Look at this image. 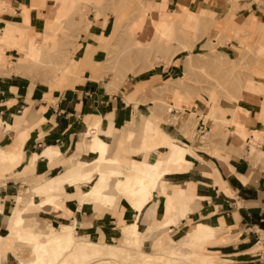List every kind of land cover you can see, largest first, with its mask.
<instances>
[{"label": "crops", "instance_id": "obj_1", "mask_svg": "<svg viewBox=\"0 0 264 264\" xmlns=\"http://www.w3.org/2000/svg\"><path fill=\"white\" fill-rule=\"evenodd\" d=\"M56 2L0 0V36L8 23L19 24V31L31 30L35 34L44 30L60 31L62 28H54L58 22L51 15ZM179 2H175L172 11L177 9ZM171 4L169 2L167 6L170 8ZM185 5L196 13L191 9L193 0H187ZM208 11L212 14V10ZM243 12L239 17L245 19L248 31L254 32L259 28V12L254 4ZM142 26L139 33H143V29L148 32L149 26ZM67 30L69 39L66 46H62V41L50 46L51 52L59 46L58 49L70 50L72 56L68 68L71 79L63 88L53 90L44 84H33L20 71L9 67L19 64L22 52L17 48L4 52L6 67L10 70L5 72L9 75L0 76V152L8 156L18 154L20 160L12 164L0 161V237L3 238L0 252L4 257H1V262L6 264L4 261L8 259L26 256L27 244L9 238L15 213L22 211L26 205H39L43 196H57L55 199L61 205L60 210L47 206L31 207L25 211L24 220L34 224V232H40L37 230L40 222L50 225L47 231L56 229L51 225L60 228L76 223L75 230L81 235L80 239L105 245L117 239L123 243L122 229L131 224L145 228L142 232L148 236L149 229H159L169 220L175 222L156 237L166 233L179 234L204 224L220 230L208 244H213L210 248L227 259V264H264V142L254 145L257 154L251 156V148L244 154L241 149L233 147L231 137L226 142L214 139L204 143L196 140L191 132L184 134L181 127H173L170 132L166 129V132L159 125L156 115L150 116L152 102L143 104L140 99L148 93L149 87L159 82L181 79L185 73L181 60L174 58L169 66L160 65L158 70L153 69L130 78L125 84L117 82L115 85L116 82L112 83L104 72L107 60L104 49L106 41L114 34L115 23L110 19L94 17L87 33H75L72 27ZM74 37L78 38L76 42L72 40ZM19 40L15 38V45L23 46L18 43ZM36 50L42 52L41 48ZM111 83L115 87L113 90ZM237 109L243 131L264 132V97H248ZM149 117L155 119L166 138L177 140L189 148L186 163L168 167L173 175L167 177L166 188L172 191V203L178 208L176 213L166 215L168 198L161 191L154 193L152 201L142 212L133 210L122 197L111 209L83 205L84 191L91 188L98 178L96 175L91 183L61 186L83 174L82 162L96 157L89 150L90 133L100 137L107 145V157L118 160L125 169H131L135 161L167 163L171 150L167 146L155 147L159 139L155 145L139 142L133 147L130 144V136L138 132L143 118ZM95 123H100L101 129L96 130ZM233 129L227 127L225 132H233ZM252 138L247 140L249 146ZM259 149L262 155L258 154ZM52 150L60 155L46 157L45 154ZM93 164L84 170H93L97 165ZM26 188L25 193L22 190ZM15 200L17 207L13 208ZM27 215H33L31 219L39 222H29L31 219L26 218ZM156 237L142 241V246L155 242ZM166 244L169 243L157 240L155 251ZM214 259L212 264H215Z\"/></svg>", "mask_w": 264, "mask_h": 264}, {"label": "rangeland", "instance_id": "obj_2", "mask_svg": "<svg viewBox=\"0 0 264 264\" xmlns=\"http://www.w3.org/2000/svg\"><path fill=\"white\" fill-rule=\"evenodd\" d=\"M177 1L168 0L167 4L169 2L173 4L170 8L167 6L166 12L170 13L174 10ZM186 1L180 0L176 9L178 13L186 16L184 24L181 26L176 24L166 39H162L156 31L157 22L161 17L157 8L163 0H72L69 6L73 9L70 12L55 14L58 24H55L54 28H62L58 32L44 30L43 33L35 34L31 30L22 29L21 31L20 29L19 31V24L8 23L5 28L12 32L13 37L20 39L18 43L24 45H15L16 42L11 43L6 41L5 37L0 36V56L2 57V60L0 59V76L9 75L5 74L9 68L6 67L4 52L12 50L10 48H17L22 52V58L17 66L9 67L20 71L23 77L29 78L33 84H44L53 90L63 88L68 84V80L71 79L70 71H68L72 58L70 50L58 49V46L53 49L55 56H52V52L50 51V54L47 49L52 43L62 41L63 37L65 42L62 41V46L64 43L67 45L69 39L67 29L69 27H72V31L75 33L77 31H81L79 34L88 32L83 28L87 20L79 16L81 9L80 11L87 17L89 16L91 20L95 17L96 19H110L115 23L114 34L106 41L104 49L107 57L104 72L113 83L125 84L132 77L141 76L153 69L158 70L160 65L169 66L174 58L181 60L185 68L184 76L181 79L176 78L175 81L166 79L159 82L153 87H149L148 93L140 99V103L143 104L152 102L150 116L156 115L159 125L165 131L166 129L171 131L173 127H181L184 134L191 132L196 140L204 143H209L214 139H222L223 142H226L231 137L233 147L241 149L244 154L251 148V156H254L257 154L254 145L264 142V132L246 133L243 131L239 124L241 115L237 108L248 97H264V0H193L194 5L191 9L196 13L188 9L185 5ZM252 4L259 12L260 24L259 28L250 33L246 28L245 19L240 18L239 14L244 13L243 11L250 8ZM2 6L4 5L2 4ZM60 6L63 4H56L54 11ZM201 8L212 10V14H209L206 9L201 10ZM151 10L158 12L152 13ZM146 11L152 13L150 19ZM205 12L206 14H204ZM73 20L76 24H73ZM141 20L147 22H144L142 26L139 23ZM146 25L149 26L148 32L143 29V33L140 34L139 27ZM19 32H23L24 35ZM32 36L42 38L41 42L33 43L32 47L33 51H36L37 47L42 49L43 54L39 58H33L26 52L25 45L29 37ZM77 39L74 37L72 40L76 42ZM232 43L235 45L233 46ZM45 44L49 46L46 47ZM184 46H188L190 52L184 51ZM45 47L48 52L43 51ZM48 53L50 56L47 55ZM187 58L189 59L187 60ZM171 110L173 111L170 113ZM211 113H215L217 117H211ZM151 117L148 119L156 123L155 119ZM200 118L208 124L209 131L206 135H199L197 132ZM227 127H234L233 132H225ZM252 136L254 138L249 146L247 140ZM258 151V154L262 155L261 149ZM169 175H173L172 172L165 173V176L158 180L159 184L166 187ZM158 176L159 174L154 178L157 180ZM26 190L27 188L22 191L26 193ZM16 207L15 200L13 208ZM177 211L178 209L173 210L170 216ZM32 217L34 216H26L29 219ZM31 221L32 223L39 222L32 219L29 222ZM49 226L40 222L37 230L46 234ZM51 226L56 228L54 230L61 231V227ZM168 228L149 229L148 236L142 232L145 228H141L140 236L126 235L122 231L123 243L117 239L108 241L105 246L100 244L99 247L104 248V252L107 247L111 249L110 253L114 249L116 254L119 252L117 256L114 255L115 253L113 254L114 257L116 256L115 258L113 256L109 258L111 254L108 255V252L105 254L100 251L103 256H108L96 260H91V257H88L87 260L83 259L75 249L70 251L62 249V251H57L55 256H50L55 249L49 247L43 251L47 261L44 264H48L51 260H53L51 264H58V262L61 264H205L204 254L210 255L207 257L209 258L208 264H212L211 260L214 258H216L214 259L215 264L228 263L227 259L214 253V250L210 248L213 245L211 242L209 244L200 242L199 244L204 248H198L194 240H189L181 245L177 252L163 253L171 244L183 238L193 229L179 234L166 233L156 237ZM77 236L81 237L79 234ZM154 237H156L155 242H147L142 246V241ZM128 240L130 243L127 242ZM157 240L169 244L155 251ZM26 248V256L20 257V259L26 263L30 262L29 264L36 262L35 251L28 244ZM2 258L4 259V257ZM18 260L19 258L8 259L4 262L6 264H22Z\"/></svg>", "mask_w": 264, "mask_h": 264}, {"label": "bare ground", "instance_id": "obj_3", "mask_svg": "<svg viewBox=\"0 0 264 264\" xmlns=\"http://www.w3.org/2000/svg\"><path fill=\"white\" fill-rule=\"evenodd\" d=\"M71 1L72 0H57L56 4L61 3V4H63V6H60V8L57 9L56 11H54V8L51 9L52 10L51 15L55 16V14L57 15V13L65 14L66 12H70L73 9V7L69 6ZM167 1L168 0H163V2H161L157 8V10L162 15L160 14L161 17H160V20H158V22H157L156 31H157V34H159V36L162 39H164V38L166 39L167 37H169V33L171 31H173V27L176 24H178L177 26L183 25L185 22V19H186V16L184 14L178 13L176 10L172 11V12L169 11L170 13L166 12ZM2 4H4V3H2ZM51 7H53V6H51ZM1 10H2V8H1ZM80 10H79V16L80 17L82 16V18H85L87 20L86 25L83 28H85V31H88L92 25V20L89 18V16L87 17V15L85 13H82V11H80ZM146 12H148L147 15L149 17H151L150 16L151 13L149 11H146ZM204 14H206V12ZM144 22H146V21L141 20L139 23H140V25H142V24L144 25ZM73 24H76L74 22V20H73ZM21 33H23V32H21ZM1 37H5L4 39L6 41H10L11 43L15 42V39L13 38L12 32L10 30H7L6 28H3V31L1 33ZM29 38H32V39L27 41V46H26L27 51L26 52H28L30 54V56L33 58H39L41 55L40 53L43 54V52H39L38 50L33 51L32 47H33L34 42L35 43L41 42L42 39L38 36H33V37H29ZM63 40H64V37H63ZM63 42H65V40ZM43 44H44V42H43ZM65 44L66 43H64L63 45L66 46ZM144 45H146V44H144ZM48 46L46 45V47H48ZM140 46L142 47L141 44H140ZM46 47L43 49V51L44 50L46 52L49 51V53L51 54V52L49 50L50 46L48 47L49 49H47ZM184 51L190 52V48L188 46H184ZM49 53L47 54L48 56H50ZM51 55L55 56V53L53 55V52H52ZM188 59L189 58H187V60ZM115 85H117V82ZM110 87H111V85H110ZM113 87H114V85L111 88L112 90H113ZM171 108H173V107H171ZM172 111L173 110H171L170 113ZM211 117H217V115L215 113H211ZM142 121L143 122L142 123L140 122L141 124H139L140 126L138 128V132L130 136L129 141L131 142L130 143L131 146L135 147V144H137V143L139 144V142L142 145H147V144H151V143L154 144L159 139L158 144L155 143L156 144L155 147L167 146L171 150V153H170V156H169L167 163H164L162 161H158L155 164H147V163H143L140 161H135L133 163V166L131 169H125L124 167H122L120 165L118 160L110 159L107 157V154H108L107 145L102 141V139L100 137H98L97 135L91 136V133H90L89 136L91 138V141H90L89 150L96 157L89 162H82L81 163V169L83 171V174H80V176L77 175L78 176L77 178H73V179L67 181L66 183H63L61 186L65 187V186H69V185H76L78 183L79 184L80 183H91L94 181V177L96 175V176H98V178L95 180L94 185L91 187L90 190H88L84 194L83 205H99V206H102L106 209H111L115 205L117 199L119 197H122L123 199H125L130 204L132 209L137 211V212H142V210L152 201L154 193H156L157 191H161V192H164L168 198L166 215L170 216L172 211L175 209H178V208L174 207V205L172 203V201H173L172 191L167 190L166 187L159 184L158 180L161 177L165 176V173L171 172L168 169L169 166H171V165L177 166V165H182V164L186 163V156L189 153V148L177 140L171 141L168 138H166V136L163 134L162 130L158 127V125H156V123H154V122H151L148 118H143ZM0 125L2 126V121H0ZM94 126H95V129L98 130L100 127V123H95ZM100 129H101V127H100ZM54 154H56V157H58L60 155V153H58L57 151L55 152L54 150H52V151L47 152L45 154V156L53 158ZM19 160H20V155H18V154L8 156L4 152H0L1 163H11L12 164V163L18 162ZM94 162L97 165H95V168L93 170H90L89 172L84 170V168L86 166L94 165L93 164ZM33 163H35V162H33ZM157 174H159V176H158V179L156 180L154 177ZM40 188L38 190L41 191ZM55 188H57V186ZM38 190H34V191H38ZM50 190H53V188H51ZM43 192H45V191H43ZM37 194H39V192ZM42 194H44V193H42ZM36 196H38V195H36ZM55 198H52L49 196H43L42 201L39 205H37V206L26 205L22 211L15 213L16 219L14 220V224L11 228V233L9 235L10 236L9 238L18 239L21 242L28 244L32 247V250L35 251L34 256H35V259H37V261L33 262L31 264H44L45 262H47L45 259L46 255L43 251H44V249L49 248V247H53V250L55 249L53 251V253H51L50 256H55V254L58 253L57 251H60V250L62 251V249H66V251H70V250L75 249V251L77 253H79V255L83 259H87V260H88V257H91V260H96V259H101V258L107 257L109 254H111V255H109V258L111 256H113V254L115 253V251H114L115 249L114 250L112 249L114 252L112 251L110 253L109 250H111V249H109L106 245V247L108 249L106 248L105 252H108V255L103 256V253H105L104 248H102V247L100 248L99 246H101V245L99 243H97V242H86V241L80 239L76 234V230H75L76 229V223H74L73 225L61 226L60 232L57 230H54V229H50L46 234H42L40 232H34V230H33L34 224L26 223V221L24 220L25 211L30 210L31 207L44 208L47 206H54L58 210H60L61 205H59L57 203V199H55ZM170 225H173V221H171V220H169L165 226L162 225V229L167 228ZM122 231L126 235H130V234L135 235V236L141 235V229L137 224L127 225L122 229ZM219 231H220L219 229H215L211 226L204 225V224H198L190 232H188L183 238L176 240L173 244H171L170 247L168 249H166L163 253L177 252V250L180 248V246L187 243L189 240H194V242L196 243V246L198 248H204V246L199 244V243L200 242H208V241L216 238ZM0 238H1L0 239V245H1V240L3 238L2 237H0ZM44 239H45V242H44ZM127 242L130 243L129 240ZM128 243H127V246H128ZM111 248H114V247H111ZM115 248H116V246H115ZM100 251H102L103 253H101ZM118 253L119 252H117V254L115 253L114 255L117 256ZM120 253H122V252H120ZM105 254H107V253H105ZM1 257H2V253L0 252V264H3L1 262ZM203 257H204L203 261L205 262V264H208L207 261L209 260V258H207V257H210V255L204 254ZM18 262H21L22 264H29L30 263V262L26 263L25 261H22L20 259V257H19ZM51 262H53V260L49 261L48 264L49 263L51 264ZM58 264H61V263L58 262Z\"/></svg>", "mask_w": 264, "mask_h": 264}, {"label": "built area", "instance_id": "obj_4", "mask_svg": "<svg viewBox=\"0 0 264 264\" xmlns=\"http://www.w3.org/2000/svg\"><path fill=\"white\" fill-rule=\"evenodd\" d=\"M209 131L208 124L205 123L202 119L199 120V124L197 126V132L199 135H206Z\"/></svg>", "mask_w": 264, "mask_h": 264}]
</instances>
